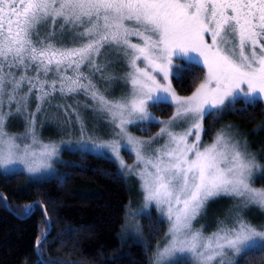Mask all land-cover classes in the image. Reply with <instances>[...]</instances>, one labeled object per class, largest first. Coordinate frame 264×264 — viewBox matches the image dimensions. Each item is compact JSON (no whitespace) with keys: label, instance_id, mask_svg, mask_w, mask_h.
Segmentation results:
<instances>
[{"label":"snow or ice","instance_id":"obj_1","mask_svg":"<svg viewBox=\"0 0 264 264\" xmlns=\"http://www.w3.org/2000/svg\"><path fill=\"white\" fill-rule=\"evenodd\" d=\"M117 64L126 69L123 75ZM192 64L203 68V78L181 96L172 79H183ZM117 81L127 91L110 97L101 84ZM79 95L90 103L55 105L66 125L80 127L73 151L103 156L107 149L119 169L139 180L143 205L129 212V227L139 232L134 217L150 218L153 206L167 221L152 264H236L230 253H264V229L238 211L210 234L193 227L220 196L264 208V188L252 182L261 166L232 125L219 129L210 143L202 139L205 118L229 102H264V0H0V169L22 165L12 170L30 176L52 170L59 147L40 140L37 116L55 97ZM33 99L36 107L29 111ZM158 104L172 106V115L156 118L149 106ZM81 107L111 126L110 139L85 138ZM19 114L26 117L25 132H8V119ZM143 123L161 127L149 139L129 131ZM160 139L164 143L154 146ZM122 147L134 153V164L123 160ZM33 206L23 205L20 215H29ZM46 235L36 247H43ZM39 264L56 262L41 255Z\"/></svg>","mask_w":264,"mask_h":264},{"label":"trees","instance_id":"obj_2","mask_svg":"<svg viewBox=\"0 0 264 264\" xmlns=\"http://www.w3.org/2000/svg\"><path fill=\"white\" fill-rule=\"evenodd\" d=\"M185 64L182 60L179 65ZM190 68L182 72L183 79H172L180 95L190 94L203 78L202 67L192 64ZM226 107L220 113L253 129L255 145L264 148L262 103L246 107L238 98ZM173 109L166 104L150 106L160 119L169 117ZM217 115H208L204 125H211ZM158 125L148 123L139 131L150 135ZM134 195L112 159L85 152L63 150L55 172L39 180H28L20 171H0V196L6 198L0 200V264H39L41 255L56 264H150L151 244L161 237L164 224L152 215L143 216L150 243L122 238L126 206ZM37 201L43 207L35 206ZM26 204L34 206L22 216ZM46 233L43 247H36L37 239ZM236 264H264V253H249Z\"/></svg>","mask_w":264,"mask_h":264},{"label":"rangeland","instance_id":"obj_3","mask_svg":"<svg viewBox=\"0 0 264 264\" xmlns=\"http://www.w3.org/2000/svg\"><path fill=\"white\" fill-rule=\"evenodd\" d=\"M181 61L182 60H176L175 63L179 65ZM114 68L118 75H123V72L126 71V69H124L119 64L114 65ZM97 82L99 83L98 78H97ZM101 87L108 88L109 90L108 95L110 97H119L122 93L127 91V88L125 87L122 81H117L110 85L101 84ZM187 95H181V96H187ZM75 100H79L81 102V105H83L86 102L90 103V101L85 100V97L83 95L73 97L66 101L61 100L60 97L57 96L51 101V104H45L44 110L38 114L36 132L40 140H42L43 142L45 143L54 142L58 145L59 157L57 160L53 161L52 170L48 172H42L40 174H37L36 176H30L26 171L21 170L20 172H22L25 178H27L28 180H39L52 175L55 172L57 163L61 161L62 151L63 150L73 151L74 145L78 144V142L81 140L79 125L75 123L71 125H66L63 115L55 107L56 104H65V103L73 104ZM261 103L264 108V102ZM150 106H149V111L153 114V112L150 110ZM35 107L36 104L33 99V102L30 103L29 105V111L34 110ZM79 110L81 111V113L85 118V138L93 137V138H100L102 140L110 139V133L112 132V128L110 125H108L105 122L104 119H102L99 116V114L84 109L83 107H81ZM225 110H227V107H225ZM217 116L218 118L214 120L217 122H214L213 118H211L212 120L210 122L213 123H211V125L209 124L208 127L204 125L206 132L202 136L203 141L205 143H210L212 141V138L219 129H221L225 125H232L233 135L240 140L242 146L245 144L247 145V151L254 154L256 162L261 166L253 173L252 176L253 187L264 188V185L262 184V176L264 174V148L255 145L254 141H256L257 137L254 134V130L245 128L243 125L239 124L235 119H230L222 113H218ZM25 121H26V117L23 114L13 115L7 121L6 130L10 133L22 134L25 132L27 127ZM147 124L148 123H143L139 125H130L129 131L137 137H140L142 139H149L152 136H155V134L159 131L161 125L159 124L156 131H154L152 134L145 135L140 132L141 131L140 127ZM62 141H65L67 143H61ZM28 142L29 141L27 140L23 141V143H28ZM163 143L164 140L160 139L154 144V146H159L160 144ZM102 151L105 153V155L103 156L112 159L118 166L117 162L115 161V159L112 157L111 153L107 149ZM120 155L128 165L134 164L135 155L134 153H130L127 148L122 147ZM13 168L23 169V166L14 165V166H10L8 169H0V171L4 173H12L15 172L12 170ZM119 171L124 181L127 183L128 187H131L134 190V194H135L134 196H131L128 200L126 206V212H125V219L120 230V235L122 238L130 237L135 240L144 242L145 244H148L150 242L147 238V233L144 231L145 225L143 224L142 221L143 215H136L134 217L135 222L140 226L139 232H137L134 227L128 226L129 212L138 211L143 205V193L140 188V182L134 175L129 173L126 169L125 170L119 169ZM237 211L240 213L241 216H243L244 219H246L252 225L264 229V208L255 205L244 206V203L239 199L226 197V196H220L209 201V203L207 204L206 208L203 210L201 215L198 216L197 219L193 221V227L197 229L202 228L205 234H210L217 229L220 221L230 222L229 218L231 216H234ZM151 215L154 216L155 219L161 220L160 214L158 213V211L155 209L154 206L151 208ZM162 222L164 224V230L162 232V235L156 242H153L150 247L151 248L150 264H152V256L156 250L155 246L158 243H163L164 234L167 231V227H168L167 221L163 220ZM229 258L235 262H237L239 259L235 256H232L231 253L229 254ZM188 264H191V261H188Z\"/></svg>","mask_w":264,"mask_h":264}]
</instances>
